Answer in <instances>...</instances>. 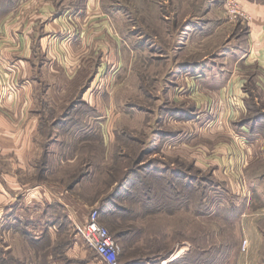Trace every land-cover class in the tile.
<instances>
[{
  "label": "rangeland",
  "instance_id": "374dc122",
  "mask_svg": "<svg viewBox=\"0 0 264 264\" xmlns=\"http://www.w3.org/2000/svg\"><path fill=\"white\" fill-rule=\"evenodd\" d=\"M11 1L0 14L5 263L104 264L76 230L97 210L119 244L117 264H264V77L228 86L213 77L218 54L207 50L181 63L187 22L165 0L107 1L117 12L108 30L79 39L45 31L42 20L25 27L26 8ZM151 16L167 20L168 44L152 42ZM62 174L80 209L47 207L40 229L16 207L4 210L5 189L22 193L25 182Z\"/></svg>",
  "mask_w": 264,
  "mask_h": 264
},
{
  "label": "crops",
  "instance_id": "0c3cea01",
  "mask_svg": "<svg viewBox=\"0 0 264 264\" xmlns=\"http://www.w3.org/2000/svg\"><path fill=\"white\" fill-rule=\"evenodd\" d=\"M223 1L224 0H220L217 2L216 0H211L201 15V24L197 25L196 30L192 28L189 29V31L187 30L186 35L183 37L182 47L180 48L181 60L182 58L195 56L194 54L199 55L198 51L200 50L201 53H205L206 51L204 52V50H207L206 55L212 52L209 55L215 57L213 53L216 48L226 41L228 42L227 45H230L231 48L223 53L220 52L217 58L215 57L213 69H211L214 73L213 77L218 79L227 77L229 79L227 83L228 86H232L234 84L232 81L238 77L245 78L251 75L264 77V0H240L243 11L248 15L247 19H235L231 17ZM102 2L103 0H20L19 5L26 8L21 17L22 21L25 18L27 20L29 19V22L24 20L23 24L25 23V27L29 23L27 28L33 25V29L34 24L42 20L45 31L68 30L67 34H70L74 39H79L86 30L89 32L92 30L99 31L103 28L108 30V21L115 19L117 12L109 13L103 7ZM181 3L180 11H185L186 0H183V2L181 1ZM33 7L36 9V13H33ZM5 11V8H0V14ZM7 13V15L5 13L3 18L6 19L9 17L11 12ZM51 15L52 17L49 19ZM154 20V26L157 28V31L151 35L153 38L152 42L157 45L161 43L163 45L165 43L168 44L169 42L167 40L171 39L173 33L170 32L169 26L166 23L167 20H164L165 24L163 26H159L158 18H154ZM22 21H20V23ZM241 25L245 28L244 33L234 36L237 26ZM80 44H82V47L86 48L88 44L90 45V40L88 38L81 39ZM123 44L124 41L123 43L121 42V45ZM28 47H30V41ZM30 52L29 48L27 49V53L22 55L26 56ZM106 52V43L102 44L99 49L96 50V55L99 57L100 61L104 60V57L107 55ZM78 58L77 55L76 59L78 60ZM205 59L203 60L205 61ZM200 67L201 66H199V68ZM199 68L196 67V70ZM255 72H257V74H255ZM0 126L6 128L8 127V122L4 120L0 122ZM3 131L4 133L7 132L5 129H3ZM3 137L6 142L11 140L8 134ZM23 140H25L23 143L34 141L27 136H25ZM28 152L29 150L26 151L24 157L26 161L28 159ZM24 159L22 157L21 162H24ZM27 166H31L32 169L34 168L32 164H27ZM66 177L65 174H62L60 177H56V179L45 180L39 178L40 180L35 182L33 187L28 186L29 183L25 182L21 189L22 193L18 191V193L10 192L8 194V191L5 189L4 199L7 198V203L11 205L5 203L8 207L4 210L10 207H16V212L27 215L28 217L26 218L32 221L34 220V225L31 226L32 229H40L44 228V219L50 217L47 207L57 205V207L59 206L63 209L67 208L68 211L74 207L80 209L82 202H78L79 199H77L74 191L70 190V186L65 183ZM61 178H64V180ZM11 180H13V177H11ZM0 196L3 199L1 191ZM18 196H20V198L17 202L20 203L19 201H21V203L17 206L15 205V199L18 198Z\"/></svg>",
  "mask_w": 264,
  "mask_h": 264
},
{
  "label": "built area",
  "instance_id": "2783aa9c",
  "mask_svg": "<svg viewBox=\"0 0 264 264\" xmlns=\"http://www.w3.org/2000/svg\"><path fill=\"white\" fill-rule=\"evenodd\" d=\"M224 6L228 14L237 19L248 18L243 11L240 0H224ZM98 211H91L84 222L77 224V233L87 242L101 258L104 264H117V254L119 253V244L109 233L106 226L98 219Z\"/></svg>",
  "mask_w": 264,
  "mask_h": 264
},
{
  "label": "trees",
  "instance_id": "16d2710c",
  "mask_svg": "<svg viewBox=\"0 0 264 264\" xmlns=\"http://www.w3.org/2000/svg\"><path fill=\"white\" fill-rule=\"evenodd\" d=\"M107 1L109 2V4H113V2H111L113 0H103L102 4H103V7L105 8V10H107L109 13L115 12L114 9L109 8V5H107ZM210 1L211 0H186L185 11L184 10L180 11L179 8H181V4H182L181 0H165L166 5H164L163 8L166 9L167 7H169V9H170V8L174 7L171 10V12H173L174 9H175L174 14L179 13L182 16V18L180 20L181 23L184 22V21L187 22V26L184 29V31L182 29V32H184V36H185L186 33H187V30L189 31V29H191V28L196 30L197 25L201 24V15H202L205 7L210 3ZM216 1L218 2L220 0H216ZM11 2H12L11 0H0V7H3L6 10H8V8L11 6ZM150 20H154V18H152V16H151ZM174 22H176V21H174ZM152 29H153L152 33H149L150 36L153 35L157 31L156 30L157 28H155V27H153ZM244 30H245V28H244ZM143 34L144 33H142L141 36H144ZM240 34L241 33H239V35ZM236 35H238V34H234V36H236ZM227 44H228V42H226V41L223 42L219 47L216 48V50L214 51L213 54L216 56L220 52L223 53V52L227 51L228 49H230L231 48L230 45H227ZM211 53L212 52L208 53V55L211 54ZM194 55L195 56H189L187 58H182V60H180V62L181 63H185V64L186 63H193L194 61H196L195 58H198L197 54H194ZM185 67L188 68L190 66H185ZM196 67L197 66H194V68H196ZM113 238L117 241L115 236H113ZM0 253H1V251H0ZM0 261L2 262L0 264H6L5 263V261H6L5 258H3L1 255H0Z\"/></svg>",
  "mask_w": 264,
  "mask_h": 264
}]
</instances>
